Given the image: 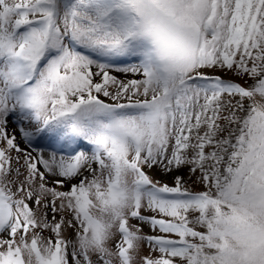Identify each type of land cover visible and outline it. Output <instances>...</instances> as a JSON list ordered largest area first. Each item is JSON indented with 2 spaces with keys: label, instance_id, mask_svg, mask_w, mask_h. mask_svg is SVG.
Wrapping results in <instances>:
<instances>
[{
  "label": "snow or ice",
  "instance_id": "obj_1",
  "mask_svg": "<svg viewBox=\"0 0 264 264\" xmlns=\"http://www.w3.org/2000/svg\"><path fill=\"white\" fill-rule=\"evenodd\" d=\"M0 264H264V0H0Z\"/></svg>",
  "mask_w": 264,
  "mask_h": 264
},
{
  "label": "rangeland",
  "instance_id": "obj_2",
  "mask_svg": "<svg viewBox=\"0 0 264 264\" xmlns=\"http://www.w3.org/2000/svg\"><path fill=\"white\" fill-rule=\"evenodd\" d=\"M116 75H119L121 77V79H125V77L123 76V74H119V73H115ZM218 75H221L222 77H224L225 79H232L234 81L243 83V81L239 80L237 77L233 76L231 73H225V72H218ZM133 78H139L132 76L131 74L128 75L127 79H133ZM250 82V81H249ZM103 99H107L104 97H101ZM11 127V125H10ZM154 180L160 181L161 183H168V184H172V174H165L162 170L160 169H156L154 171H150L149 173ZM182 175H184L185 180L187 181L186 186L190 187L191 190L193 191H202L204 190L203 186L200 185L199 183H193L191 180H188V175H187V170L185 169L182 173H180ZM62 190H68L67 186H65L64 189ZM57 219H59V217H57ZM133 223H136V221H133ZM144 231L148 234H155L153 233L149 228L145 227ZM45 235H47V233H45ZM142 254H149V250L148 248L145 246L143 248Z\"/></svg>",
  "mask_w": 264,
  "mask_h": 264
}]
</instances>
